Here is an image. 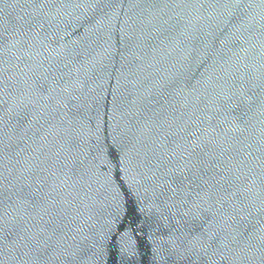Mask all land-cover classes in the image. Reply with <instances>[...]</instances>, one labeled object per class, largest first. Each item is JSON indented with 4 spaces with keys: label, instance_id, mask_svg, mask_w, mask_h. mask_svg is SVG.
Returning a JSON list of instances; mask_svg holds the SVG:
<instances>
[{
    "label": "water",
    "instance_id": "water-1",
    "mask_svg": "<svg viewBox=\"0 0 264 264\" xmlns=\"http://www.w3.org/2000/svg\"><path fill=\"white\" fill-rule=\"evenodd\" d=\"M0 264H264V0H0Z\"/></svg>",
    "mask_w": 264,
    "mask_h": 264
},
{
    "label": "snow or ice",
    "instance_id": "snow-or-ice-1",
    "mask_svg": "<svg viewBox=\"0 0 264 264\" xmlns=\"http://www.w3.org/2000/svg\"><path fill=\"white\" fill-rule=\"evenodd\" d=\"M201 237L199 236H193L192 239L189 241V244H191L192 248H195L197 245L201 244Z\"/></svg>",
    "mask_w": 264,
    "mask_h": 264
}]
</instances>
